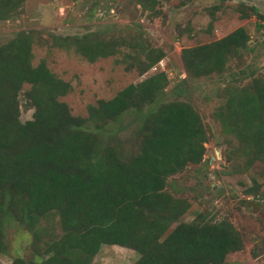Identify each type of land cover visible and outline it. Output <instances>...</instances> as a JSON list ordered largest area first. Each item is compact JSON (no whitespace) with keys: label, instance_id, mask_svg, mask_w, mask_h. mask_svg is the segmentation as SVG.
Here are the masks:
<instances>
[{"label":"trees","instance_id":"trees-1","mask_svg":"<svg viewBox=\"0 0 264 264\" xmlns=\"http://www.w3.org/2000/svg\"><path fill=\"white\" fill-rule=\"evenodd\" d=\"M24 2L0 0V21L9 20ZM149 2L150 7L142 0L139 5L152 10L157 0ZM252 13L264 19L254 8ZM248 38L237 28L184 49L186 74L199 78L222 71L231 51ZM54 42L89 63L117 53L96 33ZM32 44L33 33L23 30L0 45V197L8 195L12 216L17 213L20 220L33 224L51 214L58 217L60 234L35 253L39 264H94L103 245L133 250L138 254L134 264H223L229 253L243 249L242 235L227 221L179 223L165 234L186 209L164 192L166 180L202 160L208 131L186 103L159 102L151 116L143 112L164 89V73L89 105L86 118L74 117L58 100L68 93L69 83L56 78L44 61L32 66ZM162 57L148 58L142 74ZM24 84L30 85L27 98L34 112L21 123L17 97ZM226 96L221 117L244 143L247 167L254 161L264 166V86L229 87ZM130 110L142 118L141 144L136 156L122 160L112 149L101 148L98 134ZM1 230L0 221V235Z\"/></svg>","mask_w":264,"mask_h":264},{"label":"rangeland","instance_id":"rangeland-1","mask_svg":"<svg viewBox=\"0 0 264 264\" xmlns=\"http://www.w3.org/2000/svg\"><path fill=\"white\" fill-rule=\"evenodd\" d=\"M142 1L151 6L149 0ZM252 8L264 17V0H157L152 10L143 9L139 0H25L9 20L0 21V45L19 31L33 33L31 64L44 61L56 78L69 83L68 93L58 100L74 117L86 118L89 105L165 74L164 89L143 112L151 111V116L159 102L186 103L208 131L202 160L166 180L164 192L183 201L186 209L165 234L179 223L227 221L242 235L244 246L229 253L223 264H264V166L254 161L247 167L244 143L221 117L229 87L264 86V19L253 15ZM237 28L244 30L248 41L231 51L222 71L199 78L186 74L184 49L211 43ZM89 32L115 45L117 53L89 63L54 44L57 37ZM158 54L163 57L142 74L147 59ZM29 89L24 84L17 97L21 123L31 120L34 112ZM141 119L130 110L111 122L98 134L101 148L112 149L122 160L136 156ZM8 202V195L0 197V264L18 259L39 264L35 253L60 234L58 217L51 214L32 224L17 213L12 216ZM137 259L133 250L103 245L93 263L134 264Z\"/></svg>","mask_w":264,"mask_h":264}]
</instances>
